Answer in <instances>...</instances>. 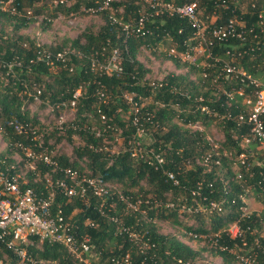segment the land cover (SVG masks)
Here are the masks:
<instances>
[{"label": "trees", "instance_id": "1", "mask_svg": "<svg viewBox=\"0 0 264 264\" xmlns=\"http://www.w3.org/2000/svg\"><path fill=\"white\" fill-rule=\"evenodd\" d=\"M0 1L5 2L8 0ZM38 1L40 0L14 1L10 7H13L16 13H12L10 8L3 10L0 6V22L2 20H17L11 33L3 31L0 27V131L3 130V136L8 142L6 152L0 154V168L3 169L5 165L14 162L13 155L17 151L21 153V150L16 147V143L22 142L24 146H28L30 137H32L31 130L37 129L40 124L38 119L29 113L27 104L33 102V99L24 92L22 82L27 83L29 86L36 84L41 89L39 97L43 104L68 101L73 92L81 87L82 96L79 98L74 110L75 117L80 121L78 123L80 125L85 124L89 115H93L98 118L101 130L106 128L107 125L112 128L102 131L103 136L121 129V134L125 139L131 136L134 130L129 120L125 125L120 118L122 111L129 113L128 105L122 95L124 93H136L135 100L143 103L140 111L141 121L147 129V134L153 135L151 145L155 148H162L166 158V168L176 174L181 187L173 186L166 181L160 171H155L143 162L133 159L129 153L123 150L110 154L102 143L103 136L96 138L89 131H76L85 139L84 145L75 149V154L80 158L86 157L90 172L83 171V167L77 166L75 162L70 163L65 156L56 157L59 163L65 167L77 168L80 173L101 175L107 182H122L126 179L129 181V186L132 187L145 180L149 186V192L153 193L154 196L141 195L143 200L149 201L148 204L142 203L141 208L146 209L147 213L152 215L153 218V214H156L157 219L164 221L170 219L175 225L180 224L177 214L185 199H187V207L198 204L207 205L211 201H223L221 211H214L211 214L210 228L205 227L204 218H202L201 213H198L195 215L202 224L187 229L198 234H213L233 222L240 224L241 228L245 230L241 237L232 240L222 234L219 238V244L229 248L227 251H221L217 247L213 248L208 242L205 244L221 260V264H235L237 254L249 253L248 248L242 245V241H245L248 247L253 248L254 238H257L259 249L263 250L264 236H261L260 232L261 226L264 224V209L260 213L251 211L249 217L242 218L240 208L241 206L244 207L242 199L252 194L250 188L249 195L245 192L247 185H251L256 192L254 198L264 204V154H260L259 161L256 156L253 159H248L249 169L247 171L244 167L239 168L237 172L231 170V161L227 157H221V167L211 166L208 169L198 161L201 156L210 150L205 136L198 131L185 129L184 125H182V128L170 123L173 118H178L184 124L195 122H199L201 125L217 124L222 133L221 141H218V144L222 151L231 152L233 161L236 160L242 149L240 135L248 134V127L240 126L235 120L217 119L201 110L203 106H207L220 115L227 112L236 115L240 110V108L235 109L226 105L223 89H229L240 84V82L233 77H226L222 74V62H214V60L208 59L207 65L196 68L182 63L177 57L168 54L172 48H175L177 53L184 51L183 42L192 32L186 19L177 16L156 17L153 21L145 23V27L149 29L150 33L144 36H126L122 27L114 21H133L139 16V12L148 9L149 5L143 0H112L110 8L95 13V15L102 16L104 20L103 25L97 32L84 31L75 39L64 40L58 47L52 48L40 45L19 32V30L27 28L34 21L29 20L30 17L25 14L24 5L28 4L30 7L35 8L33 4ZM47 1L54 7L52 19L59 15L67 16L76 13L82 5L86 8H97L104 0H63V3H60V0ZM54 1H57V3L54 4ZM225 1V8L221 6V2H219V6H216L213 1L203 2L201 5L203 16H212L214 13L217 17L216 25L230 17L245 16L249 11H253L258 17V10L251 9L250 0H242L245 3V10L248 11L246 14L241 13V10L235 7L234 0ZM262 5V3H259V8ZM34 13V15H39L40 12L34 10ZM34 15L31 12V17L35 18ZM254 27V34L260 37L264 36V23L262 27ZM168 39L171 45L174 46L170 45L168 47L167 54L161 55V53L157 54L154 51L152 54L162 60L171 61L176 69L163 76L160 79L161 81L159 79H154L152 82L145 81L144 78L150 73V70L138 59L139 51L142 47H154ZM260 40H263V38ZM43 49L53 52L69 49L82 54L84 57H72L68 60L67 64L74 68V72L71 73L67 68L60 66L55 71L56 74H52L53 71H50L49 67L44 64L34 65L28 63L30 58ZM113 49H118L123 58L124 71L122 74L106 76L90 70L87 58L96 56L103 59ZM227 50L230 51L229 55H225ZM211 54L221 60L231 59L232 65L241 68L247 74L264 83V48L256 45L253 37H248L244 44H240L236 40L216 43L212 47ZM8 63H17L13 64V75H6L5 66ZM180 67H184L185 71L183 72L181 69L177 71V68ZM204 72L207 74L205 77L202 75ZM159 81L162 84L160 87L151 86V83ZM30 91L33 90L30 88ZM99 91H103L108 97L106 103L98 101L96 94ZM146 99L150 101L147 105L144 104ZM221 104H224V107H221ZM97 108L106 115L104 124L99 118ZM147 116L150 117L149 121L145 120ZM13 122L26 125V129L17 134L12 126ZM87 127L91 128V126ZM67 132L69 136L74 133L72 130ZM49 135L50 133L44 134V145L47 144ZM193 156L199 159L194 162L191 159ZM188 159H191V167L184 166V162ZM40 169L42 173L47 170L44 166H40ZM238 173L242 174L243 180L235 179ZM225 181H227L226 184ZM198 183L201 184L200 196H196L195 199L191 196L190 191L196 189ZM110 192L113 193L114 190L111 189ZM167 192H172L175 197L167 198ZM123 193L134 198L139 196L127 191ZM178 196L183 197L178 199ZM109 197L107 201L109 203L115 202V208L107 206L104 212L108 214L123 213L124 205L117 201L115 195ZM204 198L205 200H203ZM154 200L164 203L172 202L175 204V208L154 209ZM96 205L97 201L91 195L83 201L76 198L69 201L61 194H57L53 209L55 211L61 209L66 216L73 213L75 214L74 220L82 222L86 217L98 218L99 213ZM145 227L149 230L151 239L157 245L154 251L156 264H177V260H181L183 263L188 260L193 261L197 257L196 250L178 241L174 236L157 235L158 226L155 224L150 223ZM112 230H114V226H108L106 223L101 224L100 230L88 229L94 245L101 251L103 258L110 255L108 249L101 250L104 244L103 241L106 238H109L111 242L115 240L116 244L122 242V238L114 237L111 234ZM41 247V250L33 248L32 251L34 255L43 259L61 260L60 258L65 255L64 249L60 246H49L43 243ZM4 254H8V252L0 243V257H3ZM132 256L136 260L139 259V254L136 252H132ZM257 264H264V254L261 251L257 254Z\"/></svg>", "mask_w": 264, "mask_h": 264}, {"label": "built area", "instance_id": "2", "mask_svg": "<svg viewBox=\"0 0 264 264\" xmlns=\"http://www.w3.org/2000/svg\"><path fill=\"white\" fill-rule=\"evenodd\" d=\"M14 1L16 0L0 1V3L4 6L7 4L11 6ZM111 1L104 0L97 8H85V12L95 14L97 11L108 9ZM143 1L149 5V8L140 11L139 16L133 21H114L122 27L126 36H144L150 33L149 29L145 27V23L153 21L156 17L177 16L184 18L192 29L191 35L183 42L185 49L183 52L177 53L175 48H172L168 54L177 57L180 62L196 68L207 65L208 59L214 60V62L221 61L222 74L226 77H233L240 82V84L229 89H223L227 107L240 108L236 115H231L230 112L220 115L207 106H203L201 110L217 119L235 120L240 126L248 127V134L240 135L241 152L233 161L231 152L222 151L216 140H209L206 137L210 150L201 156L198 161L209 169L211 166L221 167V157H227L231 161L233 171L237 172L241 167H244L247 171L249 169L247 161L255 157V151L264 154V83L247 74L241 68L232 65L231 59L221 60L219 57H213L211 50L214 44L225 43L229 40H236L240 44H244L248 37H253L255 44L264 48V36L260 37L254 34V26L262 27L264 23V0H250L251 9L258 10V17L253 11L248 12L245 10V3L242 0H234L235 7L240 9L241 13L246 14L248 12V14L242 17H230L218 25L215 24L217 17L214 13L212 16H203L201 5L203 2L213 1L216 6H219V2H221V6L225 8V0ZM59 2L63 3V0ZM56 3L57 1H54V4ZM259 3L263 4L261 8H259ZM8 8L11 9L12 13H16L13 7ZM261 38L263 40H260ZM229 54L230 51L227 50L225 55ZM72 57L84 56L69 49L57 52L43 49L30 58L28 63L34 65L44 64L49 67L50 71L63 66L72 73L74 68L67 64ZM87 59L89 60L90 70L99 74L118 76L124 71L123 58L118 49L111 50L103 59L96 56H90ZM13 64L17 63H8L5 66L6 75L14 74ZM202 75L205 77L207 74L204 72ZM148 79L147 76L144 78L145 81H148ZM160 81L151 83V86L160 87L162 85ZM22 85L24 92L33 99V102L41 103L39 97L41 89L36 84L29 86L27 83L22 82ZM30 88L33 91H30ZM81 96L82 88L79 87L73 92L70 100L46 104L50 112L59 113L55 129L60 133L68 130L73 132L89 131L96 138H100L103 136L102 131L112 129L109 125L103 130H97L93 127L88 128L78 122H71L70 125H67L64 114L60 113V111L66 110L74 111ZM96 96L100 103H106L108 99L103 91H99ZM122 96L128 105V120L134 130L127 139L122 138L124 144L122 150L129 153L133 159L143 162L155 171H160L166 181L173 186L181 187L176 174L166 168V158L162 148L152 146L153 142L151 140L147 144L143 143V138L147 135V129L140 117L143 103L135 100L136 93H124ZM221 107H224V104H221ZM97 113L104 124L106 115L98 108ZM89 117H92V115H89ZM145 120L149 121L150 117L147 116ZM12 126L17 134L26 129V125L18 122H13ZM185 126L200 133L203 131L199 122L186 123ZM48 131L45 130V132ZM31 134L32 137H30L28 146H24L22 142L16 143V147L21 150V153L17 151L14 154V162L5 165L3 169L0 168V243L8 252V254L0 257V264H156L154 251L157 245L151 239L149 230L145 225L148 226L150 223L156 226L163 225L164 220L157 219L156 214H153V218L152 215L147 213L146 209L141 208L142 203L148 204L149 201L143 200L141 195L134 198L116 189L111 193V185L101 175L80 173L77 168L62 166L44 145V134L39 135L37 129H32ZM40 166L46 167L47 170L42 173ZM235 179L243 180L242 174L238 173ZM224 183L226 184L227 181ZM200 189L201 184L198 183L197 188L190 191L191 196L194 198L200 196ZM245 192H249V187L245 188ZM57 194H61L69 201L75 198L83 201L91 195L97 201L98 218L86 217L82 222H79L74 220L75 214L73 213L66 216L61 209L55 211L53 205ZM111 195H115L117 201L124 205L123 213L108 214L104 212L107 206L115 208V202L109 203L107 201ZM242 201L244 207L241 206L240 208L241 217H249L252 210L249 207L248 197H244ZM222 202L211 201L207 205L197 203L198 205L187 207V199H185L178 209V219L181 218L179 223L184 219L182 213H186V211L196 215L201 213L202 218L208 219V227L210 228L211 214L214 211H221ZM153 208L174 209L175 204L154 200ZM103 223L108 224V226L113 225L114 230L111 231V234L114 237L122 238V242L117 244L115 240V242H111L109 238L103 241L104 244L101 250L108 249L110 252V255L105 258L94 245L92 236L88 231V229L100 230ZM176 226H180V224ZM244 231L238 222H233L213 234H198L187 229L180 230L181 234L173 235L178 241L191 249H193L191 243H194L195 240L206 239L211 247L227 251L229 249L227 246L219 244L221 235L224 234L229 239L235 240L241 237ZM156 233L157 235H167L159 230ZM43 243L49 246L62 247L65 255L60 258L61 260L43 259L34 255L32 249L41 250ZM110 243H112L111 247ZM253 244V248L248 247L246 242L242 241V245L248 248L249 253L237 254L235 256L236 263L257 264V254L259 251L264 254V249H259L257 238H254ZM132 252L139 254V259L133 258ZM177 264H193V261L188 260L182 263L181 260H177Z\"/></svg>", "mask_w": 264, "mask_h": 264}, {"label": "rangeland", "instance_id": "3", "mask_svg": "<svg viewBox=\"0 0 264 264\" xmlns=\"http://www.w3.org/2000/svg\"><path fill=\"white\" fill-rule=\"evenodd\" d=\"M118 1V0H113ZM35 8L30 7L28 4H25V14L30 17L29 20H34L32 23L28 25L27 28L19 30L20 34H23L24 36L28 37L29 39L34 40L36 43L43 45V46H50V47H58L64 40H73L76 37L80 36L84 31H92L97 32L99 28L103 25L104 20L102 16L90 14L85 12V6L82 5L78 12L71 13L70 15H59L56 18H52L51 16L54 13V7L50 5V3L47 0H40L38 2H35L34 4ZM3 10L8 9L10 5H0ZM34 10H39V15H34ZM31 12L33 13L35 18L31 17ZM50 22H48V20ZM17 20H2L0 22V27L3 31L7 33H11L13 30V25L16 24ZM50 24V25H49ZM18 32V33H19ZM171 45L170 40H165V42H160L157 44V46L154 47H142L141 50L138 53V59L150 70V73L147 75L149 82L153 81L154 79H161L163 76H165L168 73L173 72L176 68L169 60H162L161 58H157L152 54V52H156L157 54L163 55L164 53L167 54L168 47ZM172 47L174 45H171ZM171 48V47H170ZM183 70L185 71L184 67L177 68V71ZM52 74H56V70H52ZM31 83V82H30ZM48 102V101H45ZM107 102V100H106ZM146 105L150 103L149 99H146L144 104ZM98 105V102H97ZM27 108L29 110V113L31 116H34L38 119V122L40 124L37 126V132L38 134H45L50 133L48 136L49 139L47 140V144L45 145L47 149L51 152V154L55 157L58 156H65L70 163H76L77 166H82L83 171L90 172L88 167V160L84 156L83 158L78 157L75 154V149L81 148L84 145V139L85 137L79 134L78 132L72 133L70 136L68 135V132H57L55 129L56 127V119L58 116V112H50L48 110V107L46 104L40 103V102H28ZM60 113H63L65 116L66 124L70 125L71 122H80L75 117V111L66 110V111H60ZM120 118L126 125V122L128 120V113L127 112H121ZM171 124H176L177 126L184 125L183 127L187 130L188 129L185 124L178 118H173L170 121ZM41 125V126H40ZM85 126H91L95 129L100 130V122L97 117L93 116L89 117L85 124ZM1 127V123H0ZM182 127V128H183ZM203 131L201 132L205 138H209V140H213L216 142H220L222 138V133L219 129V126L217 124H209V125H202ZM52 129V130H51ZM45 130H49L48 132H45ZM52 132V133H51ZM3 130L0 131V154L5 153L7 150V140L3 136ZM124 136L121 134V129H118L116 132L104 135L102 138V143L105 146V149L110 152V154H114L116 152L121 151L124 148V144L122 142V138ZM59 138V140H57ZM153 139V135L147 134L143 138V143L147 144L150 142V140ZM45 141V139H44ZM253 150H255L253 148ZM256 159L260 157V153L255 151ZM14 156V155H13ZM192 160L197 161L199 159L198 157H192ZM184 162V166L191 167L192 164L190 163V160ZM259 161V160H258ZM231 165V164H230ZM230 169L232 170V165L230 166ZM234 169V167H233ZM113 190H118L121 192H132L136 195H143L152 197L154 196L153 193L149 192V186L146 184L145 180H142L138 183V185L132 187L129 186V181L124 180L122 182L119 181H113L109 182ZM247 187L250 188V191L252 194L249 195L248 201L251 200V207L258 208V205L252 206V202H256L254 199V195L256 192L253 190V188L247 185ZM253 190V191H252ZM148 191V192H147ZM167 198H174L175 196L172 194V192H167ZM183 196H178V199H181ZM261 206H259L260 208ZM182 212V211H181ZM182 222L180 223V226H176L172 223L170 219L163 221V225L158 226V230L160 232H163L167 234V236H174L173 234H181L180 230H187V228H193L195 226L201 225V221L198 220L197 216L194 213L186 211V213H182ZM181 219V218H180ZM179 219V220H180ZM204 225L206 228H208V219H204ZM206 242L208 240L206 239H197L192 244V248L196 250L198 253L197 257L193 260V264H221V260L214 255V253L205 246ZM238 264V263H235Z\"/></svg>", "mask_w": 264, "mask_h": 264}, {"label": "crops", "instance_id": "4", "mask_svg": "<svg viewBox=\"0 0 264 264\" xmlns=\"http://www.w3.org/2000/svg\"><path fill=\"white\" fill-rule=\"evenodd\" d=\"M256 202H252V206H256L258 205V208L256 207H253V208H250L252 211H254L255 213H260L263 209H264V204L261 203L259 200L257 201L256 199H254ZM259 206H261L259 208ZM249 207H251V200H249ZM260 235L261 236H264V224H262L261 226V232H260Z\"/></svg>", "mask_w": 264, "mask_h": 264}]
</instances>
